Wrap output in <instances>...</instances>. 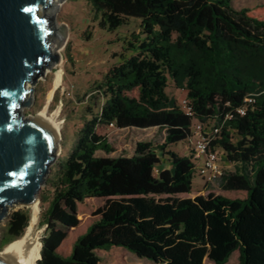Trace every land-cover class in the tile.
Masks as SVG:
<instances>
[{
	"label": "trees",
	"instance_id": "1",
	"mask_svg": "<svg viewBox=\"0 0 264 264\" xmlns=\"http://www.w3.org/2000/svg\"><path fill=\"white\" fill-rule=\"evenodd\" d=\"M87 1L100 28L112 32L135 18L139 30L125 42L130 54L93 84L103 102L83 120L50 180L38 264H99L96 250L112 246L154 263L223 264L237 250L238 264H264V3ZM168 78L186 90L191 114L167 94ZM247 96L253 102L239 115ZM227 113L233 117L214 146L238 166L222 176V188L245 197H176L190 192L195 167L169 145L186 142L193 118L221 123ZM109 128L121 143L134 139L130 152L112 145ZM154 130L163 131L162 141L143 138ZM89 198L106 200L66 248L81 222L79 203ZM28 220L26 208L12 211L0 248Z\"/></svg>",
	"mask_w": 264,
	"mask_h": 264
},
{
	"label": "rangeland",
	"instance_id": "2",
	"mask_svg": "<svg viewBox=\"0 0 264 264\" xmlns=\"http://www.w3.org/2000/svg\"><path fill=\"white\" fill-rule=\"evenodd\" d=\"M235 8L252 7L264 0H231ZM47 10V11H46ZM41 10L40 14L45 13L50 16V22L53 27V36L50 42H55L61 57L62 78L57 91V98H52L46 104V113L60 121V139L58 153L54 156L53 161L49 164L46 173L43 176L37 195L41 201V219L45 212L52 193L50 184L51 178L58 170L59 162L70 150L75 138V133L81 126L84 119L89 117L92 110L96 112L103 102L101 96H96L92 92L93 84L100 80L107 70L120 62L121 56L130 54L125 49L126 41L131 39L132 33L139 30V19L130 18L126 24L112 32L100 28L96 21L92 19V11L87 0H62L58 8L49 11ZM59 38L60 41L58 40ZM59 41V42H58ZM54 53V54H55ZM52 60H48L43 67L42 75L35 77L32 84L28 83L26 98L29 103L17 108L18 115L21 118L35 117L46 103L47 92L51 87L53 79V70L51 67ZM166 92L176 104L183 110H186V90L178 87L175 82L168 78ZM194 121V120H193ZM108 139L112 145L123 153L130 152L133 140L120 142V137L114 129H107ZM152 133V134H151ZM143 135V138H151L154 142H160L163 138V131H151ZM236 136L234 135L233 139ZM169 149L180 154L186 155L188 150L186 142L179 141L169 145ZM222 174L217 178L214 184L204 186V181L194 172L191 182V190L188 193L175 195L176 197H193V195H206L207 193L220 194L228 198H244L245 191H229L222 188V176L235 171L238 166L236 163L228 161L224 152L221 150ZM160 159L168 165L166 156H160ZM105 198H89L79 203L80 225L67 237L65 242L66 248H70L74 240L85 232L88 225L96 219L94 212L105 203ZM26 208L21 204L7 206V213L0 218V239L7 222V218L12 211ZM27 209V208H26ZM38 219V221H39ZM39 227L36 223L35 228ZM44 226H40V228ZM43 234V232H42ZM41 234V235H42ZM96 254L99 258V264H164L154 263L144 258L136 257L131 251L112 246L109 249H98ZM203 264H214L204 260ZM223 264H238V251L231 253L228 260Z\"/></svg>",
	"mask_w": 264,
	"mask_h": 264
},
{
	"label": "water",
	"instance_id": "3",
	"mask_svg": "<svg viewBox=\"0 0 264 264\" xmlns=\"http://www.w3.org/2000/svg\"><path fill=\"white\" fill-rule=\"evenodd\" d=\"M50 1L0 0V218L7 206H27L36 200L58 148L47 124L36 117L21 118L16 111L29 103L25 98L32 89L26 85L42 75L49 59L59 60L49 52L50 16L39 11H45ZM0 264L7 263L0 258Z\"/></svg>",
	"mask_w": 264,
	"mask_h": 264
},
{
	"label": "bare ground",
	"instance_id": "4",
	"mask_svg": "<svg viewBox=\"0 0 264 264\" xmlns=\"http://www.w3.org/2000/svg\"><path fill=\"white\" fill-rule=\"evenodd\" d=\"M61 1L62 0H51L49 6H46L45 10L49 9V11H52L58 8L61 4ZM60 39L61 38L58 40L60 41ZM58 47L59 46H57L55 42H50L49 52L51 54L56 52L59 55L60 49ZM61 64V57L57 62L50 64L51 67L54 68L51 87L47 92L46 103L40 110L37 111L35 115L36 118L50 127V129L54 132L57 141L60 139V121H57L53 116L47 115L46 104L51 100L54 91L60 84L62 78ZM26 87H28V84ZM25 207L27 208L29 214V220L23 234L20 237L10 241L0 249V258L3 259L7 264H38V260L40 258L41 234L43 232V228H40V226L35 228L41 213V201L39 196L37 195L36 200Z\"/></svg>",
	"mask_w": 264,
	"mask_h": 264
},
{
	"label": "built area",
	"instance_id": "5",
	"mask_svg": "<svg viewBox=\"0 0 264 264\" xmlns=\"http://www.w3.org/2000/svg\"><path fill=\"white\" fill-rule=\"evenodd\" d=\"M253 97L244 98V105L235 109L239 115L245 112L246 104L252 103ZM185 112L191 114L190 108L186 106ZM233 117L232 113L224 115L223 121L217 123L215 119L200 121L193 118L190 126V135L186 140L187 155L190 156L195 172L204 181V186L214 184L222 174V158L220 149L214 145L221 137L222 124L226 119Z\"/></svg>",
	"mask_w": 264,
	"mask_h": 264
},
{
	"label": "snow or ice",
	"instance_id": "6",
	"mask_svg": "<svg viewBox=\"0 0 264 264\" xmlns=\"http://www.w3.org/2000/svg\"><path fill=\"white\" fill-rule=\"evenodd\" d=\"M24 11L31 13L32 11H34V9H32V8H26V9H24Z\"/></svg>",
	"mask_w": 264,
	"mask_h": 264
},
{
	"label": "crops",
	"instance_id": "7",
	"mask_svg": "<svg viewBox=\"0 0 264 264\" xmlns=\"http://www.w3.org/2000/svg\"><path fill=\"white\" fill-rule=\"evenodd\" d=\"M194 196V195H193Z\"/></svg>",
	"mask_w": 264,
	"mask_h": 264
}]
</instances>
